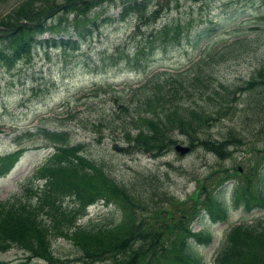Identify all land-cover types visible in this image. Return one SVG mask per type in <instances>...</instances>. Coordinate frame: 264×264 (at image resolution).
Wrapping results in <instances>:
<instances>
[{
    "label": "rangeland",
    "instance_id": "rangeland-1",
    "mask_svg": "<svg viewBox=\"0 0 264 264\" xmlns=\"http://www.w3.org/2000/svg\"><path fill=\"white\" fill-rule=\"evenodd\" d=\"M14 1L0 0V13ZM90 7L96 11L92 16L97 24H90L92 30L79 38L76 47L36 43L28 57L20 58L11 66L0 63V154L20 146L25 148L11 168L0 175V199L22 193L26 179L32 181L30 177L36 164L41 163L52 148L50 141L38 133L31 136L24 133L27 128L35 131L36 126L67 128L68 140L83 141L85 153L102 162L111 177L120 183H133L142 200L153 204L141 214L153 226L162 221V217L168 222L187 218L188 212L199 207L201 200L220 187L221 182V194L226 201L230 199L233 180L248 195L257 175L264 176V86L253 89L239 86L256 65L264 64V0L161 1L158 15L147 27L141 26L142 30L146 32L150 26L159 27L162 23L179 24L182 30L178 40L171 39L164 48L158 45L151 50H146V45L137 49L136 39L129 36L135 17L129 15L121 21L107 18L115 16L119 0L99 1ZM70 17L71 13L67 18ZM58 20L61 24L55 27L57 29L67 23L63 17ZM200 24L213 25V28L193 46L186 40L184 30ZM67 28L64 37H79L72 25L67 24ZM57 31L55 35L59 36ZM52 34L46 30L39 36ZM236 38L239 39L229 45V41ZM229 47L232 48L228 53L224 51ZM204 59L208 62L204 73H209V83L199 86L204 88L202 92L191 87L185 102L205 109L196 136L228 137L226 153L217 155L198 143L197 138L183 153L173 149L172 142L166 143L164 150L156 155L120 149L122 126L136 131L131 116L136 111L137 114L144 111L138 104L139 91L134 96L128 95L129 85L137 84L163 66L171 71H183L188 70L192 61L203 62ZM218 82L233 88L236 85V89L212 105L208 94L214 95L213 86L221 90ZM96 84L101 87L90 96L89 90ZM122 97L125 98L122 100ZM121 100L129 103L127 108L119 106ZM168 135L183 143L188 141L176 128ZM145 174L149 175V184L142 179ZM65 199L69 202V198ZM156 206L159 209L155 216L149 212ZM119 215L120 207L113 200H98L90 203L77 221L117 219ZM255 215L264 217V205L254 204L245 209L238 200L224 219L213 221L206 214L194 218L191 228H206L212 234L208 243L192 241L202 264L210 263L231 219L249 220ZM51 246L64 261L45 264L80 262L75 259L79 251L70 238L56 235L51 238ZM21 255V249L15 246L0 250V264H20L16 262L23 260Z\"/></svg>",
    "mask_w": 264,
    "mask_h": 264
},
{
    "label": "trees",
    "instance_id": "trees-1",
    "mask_svg": "<svg viewBox=\"0 0 264 264\" xmlns=\"http://www.w3.org/2000/svg\"><path fill=\"white\" fill-rule=\"evenodd\" d=\"M99 1L104 0H15L0 13V62L10 66L19 58L28 57L36 43L76 47L79 37H84L92 30L90 24H97L95 16H92L96 11L90 6ZM120 2L117 14L107 18L112 21L124 20L129 15L135 17L136 22L129 36L136 39L137 49H143L144 45L147 50L158 45L164 48L167 41L179 39L182 30L179 24L162 23L159 27L150 26L146 32L141 28L158 15L161 0ZM60 9L65 12L73 9V15L65 17L67 23L57 29L55 27L61 24L58 19L62 16L55 20L50 15ZM67 24L74 27L79 37L38 36L45 29L67 32ZM212 28L213 25L205 24L185 28V38L196 46ZM238 39L229 41V45ZM231 48L224 51L228 53ZM220 55L224 57L223 51ZM207 63L206 59L203 62L194 60L189 64L191 69L176 72L155 70L131 88L133 96L139 91L138 104L144 111L138 114L136 111L131 116L132 125L137 126L135 132L124 128L127 144L123 148L136 147L152 154L160 153L166 143L172 141L169 131L176 128L186 135L190 147L193 145L192 140L197 138L198 143L217 155L226 153L228 137L217 139L196 136L203 123L205 109L185 102L191 87L202 92L204 88L199 86L205 87L209 83V73H204ZM218 84L222 86L221 90L213 86L211 90L214 95L208 94V98L213 100L212 105L218 98L227 97L236 89V85L233 88L221 82ZM258 85L264 86L262 62L252 69L239 87L253 89ZM99 89H94L90 96ZM128 104L122 100L119 102L123 108H127ZM33 133L28 129V136ZM36 133L53 142V149L34 171V175L42 177L43 182L39 186L27 180L22 193L0 200V249L15 245L22 248L26 260L35 257L36 264H42L39 258L60 261L63 258L54 252L51 238L64 235L77 246L79 253L75 257L81 263L94 264L96 260L109 258V264H200L189 237L192 235L197 240L207 242L211 236L210 230H191L188 220L198 213L199 207L212 219L223 218L226 207L218 196L221 188L216 190L219 194H207L199 207L188 212L187 218L168 222L162 217V221L153 226L141 215L153 204L142 200L134 184L119 183L111 177L102 162L85 153L83 141L70 143L66 128L41 126ZM19 150L0 154V174L9 168ZM142 179L145 184H149L148 174ZM242 189L237 183H232L231 195L235 201L242 196L247 205L250 196L264 204V176L257 175L253 188L247 191L248 195ZM66 195L71 196L72 203H63ZM100 199L117 203L120 207L119 217L78 222L77 217L86 206ZM158 209L156 206L149 213L156 216ZM215 260L216 264H264V219L255 218L250 223L230 226Z\"/></svg>",
    "mask_w": 264,
    "mask_h": 264
},
{
    "label": "water",
    "instance_id": "water-1",
    "mask_svg": "<svg viewBox=\"0 0 264 264\" xmlns=\"http://www.w3.org/2000/svg\"><path fill=\"white\" fill-rule=\"evenodd\" d=\"M173 146H174L176 149H178L180 152L186 150L187 147H188L187 145H185V144H180V143H178V142L174 143Z\"/></svg>",
    "mask_w": 264,
    "mask_h": 264
}]
</instances>
